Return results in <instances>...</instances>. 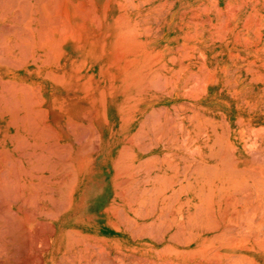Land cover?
<instances>
[{
	"label": "bare ground",
	"instance_id": "obj_1",
	"mask_svg": "<svg viewBox=\"0 0 264 264\" xmlns=\"http://www.w3.org/2000/svg\"><path fill=\"white\" fill-rule=\"evenodd\" d=\"M191 1L0 0V264H257L218 250L257 242L242 163L264 157V127L251 143L221 108L224 94L238 110L264 108V63L210 51L233 35L217 6L208 58L193 57L184 19L197 24L202 9L187 14ZM216 54L243 86L224 87ZM169 78L183 99L177 160L145 159L142 143L167 129L150 99L167 95ZM120 133L134 135L115 159Z\"/></svg>",
	"mask_w": 264,
	"mask_h": 264
},
{
	"label": "rangeland",
	"instance_id": "obj_2",
	"mask_svg": "<svg viewBox=\"0 0 264 264\" xmlns=\"http://www.w3.org/2000/svg\"><path fill=\"white\" fill-rule=\"evenodd\" d=\"M228 3L230 4L229 7L232 8L231 10L228 7ZM205 4L208 7L207 9H206ZM203 5H204V7H203ZM195 6H196L195 9H197L198 11H199V9H202V10H200L202 12L199 11V17H202L203 19L199 18V21L202 20L201 23H203V22L204 23L201 24L198 21L197 24H196L195 22L186 21L184 19V25H185L186 29H189L192 33L194 32V34H195V35L192 34L194 39L191 38L188 42H186L189 45L191 44L190 45L191 49L195 47L194 49H192L193 57L196 58L197 55L199 56L200 53H201V56H199V58H201V59L204 58L205 59L206 57L208 58V52L215 51L216 53H220L221 51H223V49L225 50V48H227V50H229V53L233 52L231 55H233L235 57L233 60H234V63L236 65H238V64L240 65L242 62L245 63L249 59H250L251 62L253 60L254 61L256 60L259 63H261V62L264 63V48H263L264 47V0H251V1H248V0H244V1H242V0H212V1L211 0H196V1L188 2V4L186 6H184L183 10L188 14V13H190V10L192 8H194ZM198 6H200V7L198 8ZM210 6H212L211 7L212 9H210ZM213 6H215V7L217 6L218 10L221 8L222 10H220V11L225 13L224 17H225V19L227 18V20L226 21L224 20V23L225 22L227 23V21H228L227 24L225 23V28H226V25H227V29L230 28V30H233V35L231 33L226 34L225 40H227L228 44L225 43V42H221V43L218 42L217 44H214L212 46V50L208 51V47L206 48L205 45L210 40V38H209L210 30L215 25L214 23H216V21H219V18L217 16L218 12L216 11L217 9H215V7H213ZM218 6H219V8H218ZM226 6L228 7L227 9H226ZM251 7H255V8L251 9ZM205 9H206V11H205ZM232 10H233V12H232ZM253 10L257 14L258 18L256 17V14L255 15H254V13L252 14ZM226 11L229 14H227ZM248 15H250V16H248ZM252 15L254 17H251ZM250 18H252V19H250ZM204 20H206V21H204ZM207 20L209 21V23H208ZM210 22H212V23H210ZM247 22H249V23L252 22V23L251 24H247ZM186 23H188V25H186ZM195 25H197L196 29L194 28ZM257 26H258V29H257ZM197 30H199V32H197ZM202 54L204 55V57L202 56ZM236 54H238L239 57L236 56ZM216 55H218V58L222 59V62L220 64H217V62H216L214 64H210L209 66H211L210 69H212V72H215V75L217 76V78H222L223 80H227V82H229L228 85L225 84L224 87L227 90L234 91L235 88H237V87L239 88V87L243 86L244 84H241L240 82H238L237 77L235 76V72L238 71V68L235 67L233 69V67L229 63V62H232L233 60L228 62V58H225V56H221L220 57L219 54H216ZM240 56H242V58H240ZM193 62H192V67L194 69H196L198 67L197 66L198 63L195 62V61H193ZM223 64H227L229 67H232V69H233V70H231L232 74L225 75V74L220 72L221 67L222 68L226 67ZM217 65H219V68L217 67ZM227 69L230 70V68H227ZM193 71L194 70L192 68H189L187 73H189V72L191 73ZM261 71H262V69H261ZM236 80H237V82H236ZM260 85L263 86L264 84L262 83ZM172 87H174V89H175V82L171 78H169V80L167 82V86H166V92H167V88L171 89ZM166 96L164 98H162L161 100L150 99V103H154V104L155 103H160L161 106L163 105L164 108L166 107L164 109L165 112L162 111L161 112L162 114L159 113V115H161V116H159L158 113H157V114H155L156 117H154V116H152V117H153V120L157 119V117H158V119H159V117L163 118L165 120L164 124H163V125H165L164 128H167L168 130L167 129H166V131L163 130V131H165L163 133H159L158 132L159 134L158 133H154V134H156L155 136H156V140H157L158 143H156V140L154 138L155 136H153L154 135L153 132H151V133L149 132L150 137L153 136V139L155 141H153V139H152V140L149 141V143H151V141H152V143L150 145H147L148 141L146 140L147 144H146V141H144L145 143L143 142L142 146L143 147L149 146V148L147 149V153L144 154V158L149 156V159H150V158H153V156H156V157L160 158V159L158 158V161L159 160L161 161V159L163 157L162 155L165 154L163 158L166 160V158L167 159L170 158V157H167L166 155L167 154H172L171 157H173V160H175V162H176L177 158L174 156V154L176 152V148H177L176 146H177V144H179V141L175 139V137H176L178 132H174V131H175L177 120H176V117H175L174 114H171V117H170V115L167 116L166 113L169 112V111L168 110L166 111V109L174 107L176 102L178 104H180L181 99H177L176 100L171 93H168ZM202 96H203L202 97V102L204 104L208 105L209 104L208 95L205 93ZM224 96L226 97L227 95L224 94ZM166 98L168 100L167 102H166ZM222 98L226 100V98H224V97H222ZM218 99H221V98L218 97ZM184 100H186V98ZM227 101L231 102V100H229V99H227ZM221 107L222 106H220V108ZM221 110H222V108H221ZM173 113H174V111H173ZM163 114H165V115H163ZM163 116L164 117L167 116L168 119L167 118L165 119ZM152 117H151V119H152ZM205 117H207V116H205ZM166 122H168L169 124L166 123ZM213 127H216L215 124L213 125ZM134 133H131V134L125 133L123 135H122V133L119 134L118 141H120V144L118 143L119 145H118V147H117V149L115 151V159H116V157H119V155L121 153V150L122 151L124 150V148H122L123 144L124 143H129L130 142L129 140L133 138ZM252 133H253V131L251 129H244L243 130V134H244L245 138L249 137L250 134H252ZM160 137H162V138H160ZM159 138L162 139V140H158ZM162 142H163V144H162ZM172 145H173V147H172ZM168 146H169V148H168ZM146 148H145V150H146ZM128 150H130V151L134 150L133 152H135V151L142 150V149H137V148H134V149L131 148L130 149V148H128ZM172 152H174V153H172ZM150 156H152V157H150ZM145 159H148V158H145ZM163 174H166V172L163 171ZM253 213L254 212L249 214L254 219V220L252 219L250 221V224H252V223L254 224L255 219L256 220L257 219L264 220L263 219L264 218V212H255L254 213L255 216L252 215ZM122 215H124V214H122ZM123 219H125V215L123 216ZM247 223H248V221H247ZM251 227H252L253 232H255V234H258L259 228L253 227V225L250 226L249 229H247L248 227L246 226L247 231H251L250 230ZM217 233H219V232L217 231ZM220 235H222V234H220ZM220 235H219V237H220ZM216 238H218V237H216ZM224 238L221 237V239L218 238V241H215L216 247L217 246L219 247L221 245V243H226L227 242V240H224ZM219 240L221 241V243L219 242ZM230 240L231 239H229L228 241H230ZM217 242L220 243V244H218ZM213 245H214V243H213ZM229 248H230V245L227 248L225 247V248L220 249L218 251L219 252H223L222 250H225L226 252H229L232 249V248L231 249H229ZM226 255H229V254L227 253ZM230 256H231V254H230ZM233 256H235V255H233ZM228 261L229 262H227V263L230 264L231 259H229Z\"/></svg>",
	"mask_w": 264,
	"mask_h": 264
},
{
	"label": "crops",
	"instance_id": "obj_3",
	"mask_svg": "<svg viewBox=\"0 0 264 264\" xmlns=\"http://www.w3.org/2000/svg\"><path fill=\"white\" fill-rule=\"evenodd\" d=\"M169 87V86H168ZM168 93H171L173 96H174V98L177 100V99H181V98H179V96H178V94H179V92H178V90L177 91H175V89H174V87H172L171 89H169V88H167V94ZM177 94V95H176ZM170 96V95H169ZM167 97V96H166ZM226 98V101H227V99H229V100H231L230 99V97H228V96H226L225 97ZM168 100H167V98H166V102H167ZM181 103H183V99H181V102H180V104ZM176 104H177V107H179L178 105V103L176 102ZM230 104V106L231 107H226V108H222V111H223V113H222V115H224L225 117H227V119H225V121H227V120H231V121H233V120H235V118H239L238 120H239V122H240V124L241 125H237L239 128H241V130H244V129H253V128H255L256 129V131L258 130L257 128H262V127H264V108H251V107H248V109H247V107H245L244 109H236L235 108V102L234 101H232L231 100V102H228V105ZM164 107V106H163ZM166 108V107H165ZM174 107H171V108H169V109H167L169 112H167L166 114L167 115H171V114H174L173 113V111H174V109H173ZM252 109H254V110H252ZM258 112V113H257ZM260 114V115H259ZM213 116H215L214 114H213ZM254 119V120H253ZM233 123V122H232ZM260 126V127H257V126ZM236 127V126H235ZM253 127V128H252ZM252 131H254V129L252 130ZM237 132V131H236ZM235 132V133H236ZM257 133L256 132H253V134H250V136L248 137L249 138V140H247L248 138H245V140H247V141H249V142H251V143H254L253 141H252V139H253V136L254 135H256ZM250 143V144H251ZM250 144H249V147H250ZM248 147V146H247ZM263 147H264V143H263ZM260 158H261V160H262V162H261V160H260ZM263 158V159H262ZM247 160L244 162V163H242V164H247L246 165V167H244L247 171H249V170H251V172L249 171V172H247V171H245L246 173H245V175H244V177H246L248 180L246 181V178H244L245 179V181L246 182H249V183H246V185H248L249 184V186H248V188H246V190L248 191V190H252L250 193H249V191L248 192H246L248 195H250L249 197H248V195H247V200L248 199H251V200H253L252 202H251V200H248V202H250V203H248V202H246V206H248L247 207V209H249L251 212H264V192L262 191L261 192V190H264V184H261L263 181H260V178L258 179V177H261V179L263 180L264 179V157H257V160H256V157L254 156V157H248V158H246ZM251 159V160H250ZM244 160V159H243ZM259 160H260V162H259ZM263 163V164H262ZM249 168V169H248ZM254 171V172H253ZM251 175H250V174ZM255 173V174H254ZM253 174V175H252ZM259 175V176H258ZM252 177V178H251ZM253 180H251V179ZM257 179V180H256ZM258 181V182H257ZM255 182V183H254ZM261 182V183H260ZM253 185H252V184ZM258 183H260V184H258ZM258 184V185H257ZM254 185H256L257 187H256V189L254 188L255 186ZM253 186V187H252ZM259 186V187H258ZM262 186V187H261ZM261 187V188H260ZM256 190V194H255V190ZM260 188V189H259ZM259 192H260V194H259ZM252 195H254V197L252 196ZM255 195H256V197H257V199H260V200H258L257 201V199L255 198ZM259 195V196H258ZM263 195V196H262ZM261 199H262V201L263 202H260L261 201ZM256 200V201H255ZM258 203V204H257ZM263 204V205H262ZM256 206L255 208L254 207H252V206ZM251 206V207H250ZM261 206V207H260ZM258 209V210H257ZM248 210V212L249 213H251L250 211ZM256 222H258V223H256ZM256 224V225H255ZM258 224V225H257ZM249 225H250V223H248V227H249ZM252 226V225H251ZM261 226V227H260ZM264 220H261V219H257V220H255L254 221V224H253V227H256V228H259V230H261V231H263V234H262V232L261 231H259L258 232V234H256V236H257V238H256V240H255V238H253V240H255V241H257V242H255L254 243V241H248L247 243L249 244V248H252L253 249V252H251V251H245V250H239V249H237L235 246L234 247H232V249L229 251V252H226V254L228 253V254H231V256H233V255H235V258H236V256H239V255H242L243 254V256H248V257H254V259L256 260V262H257V264H264ZM262 228V229H261ZM260 233V234H259ZM261 235V236H260ZM249 240H251V239H249ZM259 240V241H258ZM260 244V246L258 247L257 245H259ZM263 243V244H262ZM234 244V243H233ZM257 244V245H256ZM263 246V247H262ZM255 252V253H254ZM234 257V256H233Z\"/></svg>",
	"mask_w": 264,
	"mask_h": 264
}]
</instances>
